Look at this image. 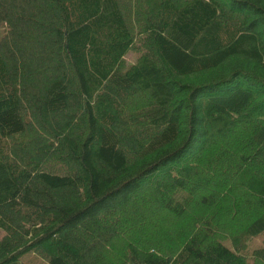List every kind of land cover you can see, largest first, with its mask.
Returning a JSON list of instances; mask_svg holds the SVG:
<instances>
[{
  "label": "trees",
  "instance_id": "obj_1",
  "mask_svg": "<svg viewBox=\"0 0 264 264\" xmlns=\"http://www.w3.org/2000/svg\"><path fill=\"white\" fill-rule=\"evenodd\" d=\"M0 29V264H264V0H0Z\"/></svg>",
  "mask_w": 264,
  "mask_h": 264
},
{
  "label": "rangeland",
  "instance_id": "obj_2",
  "mask_svg": "<svg viewBox=\"0 0 264 264\" xmlns=\"http://www.w3.org/2000/svg\"><path fill=\"white\" fill-rule=\"evenodd\" d=\"M1 34H2V32H1V29H0V36H1ZM135 56H136L135 53L128 52L124 56L125 62L127 64L133 63L134 60H135ZM202 193H203V191H201L199 194H202ZM190 210H194V208H190ZM210 210H211V208H210ZM186 220H187V218L185 219V221ZM221 232H222L221 235H225L228 238L232 237V234H231L230 230H228V229H225L224 231L221 230ZM3 234H4V232L0 229V238L3 236ZM263 239H264V234L263 233L255 236V237L250 238L247 241V244H246V251L248 253H251V251L253 249L261 247L263 245ZM224 242L229 244L230 241L229 240H225ZM21 259H22L23 264L24 263H26V264H47L45 259H43L42 257L38 256L35 253L26 254Z\"/></svg>",
  "mask_w": 264,
  "mask_h": 264
}]
</instances>
